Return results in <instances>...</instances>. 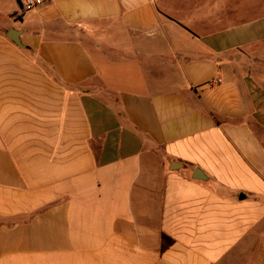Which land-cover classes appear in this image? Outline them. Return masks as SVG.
I'll return each mask as SVG.
<instances>
[{
	"label": "crops",
	"instance_id": "0c3cea01",
	"mask_svg": "<svg viewBox=\"0 0 264 264\" xmlns=\"http://www.w3.org/2000/svg\"><path fill=\"white\" fill-rule=\"evenodd\" d=\"M0 264H264V0H0Z\"/></svg>",
	"mask_w": 264,
	"mask_h": 264
},
{
	"label": "built area",
	"instance_id": "2783aa9c",
	"mask_svg": "<svg viewBox=\"0 0 264 264\" xmlns=\"http://www.w3.org/2000/svg\"><path fill=\"white\" fill-rule=\"evenodd\" d=\"M46 1L47 0H21V7L23 11L29 12L41 7Z\"/></svg>",
	"mask_w": 264,
	"mask_h": 264
},
{
	"label": "water",
	"instance_id": "95a60500",
	"mask_svg": "<svg viewBox=\"0 0 264 264\" xmlns=\"http://www.w3.org/2000/svg\"><path fill=\"white\" fill-rule=\"evenodd\" d=\"M9 37L15 41L17 44H19L20 46H23L20 42V32L19 31H15V30H12L10 31L9 33Z\"/></svg>",
	"mask_w": 264,
	"mask_h": 264
}]
</instances>
